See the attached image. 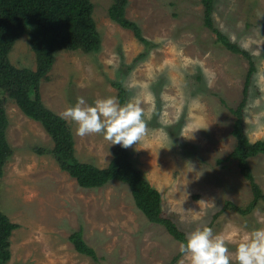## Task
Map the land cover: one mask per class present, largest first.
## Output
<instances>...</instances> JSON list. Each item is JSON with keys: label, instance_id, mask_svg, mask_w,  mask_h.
I'll use <instances>...</instances> for the list:
<instances>
[{"label": "rangeland", "instance_id": "374dc122", "mask_svg": "<svg viewBox=\"0 0 264 264\" xmlns=\"http://www.w3.org/2000/svg\"><path fill=\"white\" fill-rule=\"evenodd\" d=\"M92 1L101 47L57 51L41 80L44 103L61 114L80 96L92 103L119 98L125 89L126 102L140 98L147 134L128 148L133 164L160 191L165 214L180 230L212 227L225 237L236 264L238 243L264 227V199L254 201V187L264 195V154L249 157L245 169L229 158L236 145L234 110L242 100L250 140L264 139V0H215L210 26L201 0H129L126 16L140 25L147 43L111 20L113 0ZM214 28L255 62L246 98L249 57L224 45ZM8 60L36 70L29 34L16 41ZM1 99L13 153L4 167L0 207L19 224L7 264H190L179 252L182 241L149 221L128 184L79 186L51 154L35 151L54 146L44 127L5 89ZM67 121L77 157L106 167L118 145L101 134L79 136L75 122ZM79 229L97 259L70 241Z\"/></svg>", "mask_w": 264, "mask_h": 264}, {"label": "trees", "instance_id": "16d2710c", "mask_svg": "<svg viewBox=\"0 0 264 264\" xmlns=\"http://www.w3.org/2000/svg\"><path fill=\"white\" fill-rule=\"evenodd\" d=\"M128 2L113 0L108 15L111 20L133 30L138 39L146 42L140 25L126 16ZM201 2L205 6L206 23L210 26L213 23L215 0ZM93 12L92 0H0V187L6 161L13 153L7 136L9 119L1 99L5 89L24 115L39 122L51 136L54 146L37 147L35 151L38 154H51L59 167L76 179L81 187H101L111 180L128 184L137 208L149 221L164 225L176 240L184 241L186 234L165 214L160 191L150 183L142 170L135 167L130 150L116 146L109 164L103 168L81 161L75 153V139L70 124L42 99L41 80L51 70L57 51L100 49L102 38ZM213 30L224 45L249 57L250 67L243 90L246 98L257 69L255 62L247 51L231 42L219 29ZM24 34L31 37L32 50L37 59L36 70L17 68L8 60L13 45ZM119 87H122L121 84ZM123 93L119 97L121 103L126 102L125 89ZM245 106L246 99L234 110L232 134L236 138V145L229 155L242 169L249 167V157L264 154V139L252 142L246 131ZM254 192V201L264 199L258 187H254ZM18 227L19 224L13 222L0 207V264H7L11 258L10 238ZM69 239L78 252L97 259V250L86 242L82 229L73 231Z\"/></svg>", "mask_w": 264, "mask_h": 264}, {"label": "clouds", "instance_id": "9594fccd", "mask_svg": "<svg viewBox=\"0 0 264 264\" xmlns=\"http://www.w3.org/2000/svg\"><path fill=\"white\" fill-rule=\"evenodd\" d=\"M141 104L138 97L121 103L118 97L105 96L88 103L80 96L64 109L61 118L75 122L79 136L101 134L110 145L127 149L140 143L147 134ZM179 252L190 259V264H231L233 259L225 237L207 225L186 234ZM235 261L236 264H264V227L252 229L238 243Z\"/></svg>", "mask_w": 264, "mask_h": 264}]
</instances>
